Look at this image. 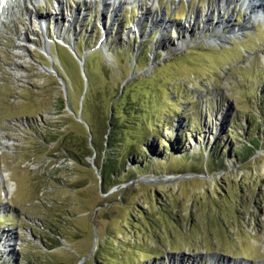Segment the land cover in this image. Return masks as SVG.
Wrapping results in <instances>:
<instances>
[{
  "label": "rangeland",
  "instance_id": "374dc122",
  "mask_svg": "<svg viewBox=\"0 0 264 264\" xmlns=\"http://www.w3.org/2000/svg\"><path fill=\"white\" fill-rule=\"evenodd\" d=\"M156 2L31 1L0 24V264H264V20ZM111 115L142 155L104 194Z\"/></svg>",
  "mask_w": 264,
  "mask_h": 264
},
{
  "label": "trees",
  "instance_id": "16d2710c",
  "mask_svg": "<svg viewBox=\"0 0 264 264\" xmlns=\"http://www.w3.org/2000/svg\"><path fill=\"white\" fill-rule=\"evenodd\" d=\"M254 95L255 94L253 92V94L250 96V98H247V100L254 98ZM126 105L131 106L132 104L128 103ZM114 113H116V111H114ZM125 114L127 115L128 112ZM109 120H110L108 123L109 128H108V133L106 134V141H105V152L100 166V175L104 181V183H102V187H104V192H103L104 194H107L111 188L119 186L120 185L119 180L123 179L128 175L127 172H125L124 158H122L121 156L118 158L117 156L123 153L125 159L128 158L141 159V155H142V153L136 154V147H137L136 145L132 144L130 146H127L128 148H125V139L123 137L124 136L123 132L125 131V128H123L119 123L118 117L111 115ZM145 131L146 134L147 132L150 133L149 128L145 129ZM147 138L148 137L146 136L142 138L141 145H144V143H146ZM86 139L87 138L84 139L83 144L80 146L78 151L71 149V146L66 147V152L70 159L74 161H80L81 159L90 157L94 153L95 145L94 144L92 145V142L87 144ZM247 144L248 146L246 144H243L244 145L243 148L251 152L253 148L258 146L257 142L254 140L247 141ZM140 167L141 165L139 163L137 168ZM111 177L114 178H112L111 180ZM105 187H107V189H105Z\"/></svg>",
  "mask_w": 264,
  "mask_h": 264
},
{
  "label": "bare ground",
  "instance_id": "6f19581e",
  "mask_svg": "<svg viewBox=\"0 0 264 264\" xmlns=\"http://www.w3.org/2000/svg\"><path fill=\"white\" fill-rule=\"evenodd\" d=\"M33 1H36V0H33ZM93 1L95 2L97 0H78V2H82L87 6H89V4ZM142 1L143 0H100L101 3H104L105 5L109 6L110 8L111 7L115 8L116 6L119 7L122 4H127L129 2L134 4V3H138V2H142ZM146 1H149V0H146ZM253 1H255V0H214L213 5H215V7L212 8V11H215V10L221 11L223 8H227V6L231 5L232 3L241 2L243 8H245V11H249V9L251 10V11H249V14H248L249 16L247 17V20L245 21V24L248 25V24H251L252 22H255L257 20H264V0H257L256 2H253ZM157 3H158V0H157L156 4ZM19 4H20L19 0H3V3L0 6V23L1 24H4V22H3L4 18H11V17L15 16L16 10H19V11L21 10L20 9L21 6ZM60 5L62 6L63 2H61ZM152 20L155 21V24H157V26L158 25L160 26L161 21L158 19V16H153ZM42 22H45V21H42ZM42 22H40L39 24H41L40 26H43L45 28V25L42 24ZM221 25H223V23H221ZM226 28H228L227 25L223 29H226ZM244 29L245 28H243V27L238 28V29L232 27L230 29L231 30L230 32H231V34H234L236 32H241ZM163 30L166 31L165 27L163 28ZM187 31L188 30L185 29L184 33H186ZM230 32H229V35H231ZM184 37H185V35L181 36L180 33H177V40L178 41H176V43L174 44L175 46H173L175 49L183 47L185 45L186 38H184ZM180 38H181V40H180ZM223 38H225L224 35L219 34V36H215L213 38V40L219 42ZM57 39L61 40L62 42L64 41V39L61 37V35L58 36ZM18 40L21 43H19L17 45V47L15 48V50H16L15 56L19 60H24L25 57L27 56L26 53H28L27 48H26L24 43L28 44L29 42L27 41L28 39L26 37L21 36V35L18 36ZM63 43H66V42L64 41ZM46 50H48L47 45L43 46V48H42V51L45 53H46ZM16 72L17 73L15 75L17 77H22V74H20L19 71L16 70ZM12 190H13L12 186H10L8 193L11 194Z\"/></svg>",
  "mask_w": 264,
  "mask_h": 264
},
{
  "label": "water",
  "instance_id": "95a60500",
  "mask_svg": "<svg viewBox=\"0 0 264 264\" xmlns=\"http://www.w3.org/2000/svg\"><path fill=\"white\" fill-rule=\"evenodd\" d=\"M76 58H77V57H76ZM79 62H80V64H81L83 61H82V62H81V61H79ZM78 120H79V117H78ZM142 182H145V181H142Z\"/></svg>",
  "mask_w": 264,
  "mask_h": 264
}]
</instances>
